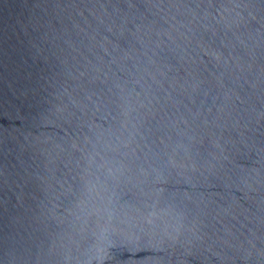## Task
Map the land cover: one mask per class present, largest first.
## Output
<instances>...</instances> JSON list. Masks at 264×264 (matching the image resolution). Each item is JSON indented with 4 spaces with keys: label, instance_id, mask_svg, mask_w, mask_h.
<instances>
[{
    "label": "water",
    "instance_id": "1",
    "mask_svg": "<svg viewBox=\"0 0 264 264\" xmlns=\"http://www.w3.org/2000/svg\"><path fill=\"white\" fill-rule=\"evenodd\" d=\"M0 264H264V0H0Z\"/></svg>",
    "mask_w": 264,
    "mask_h": 264
}]
</instances>
